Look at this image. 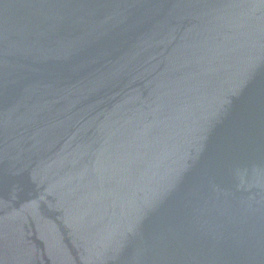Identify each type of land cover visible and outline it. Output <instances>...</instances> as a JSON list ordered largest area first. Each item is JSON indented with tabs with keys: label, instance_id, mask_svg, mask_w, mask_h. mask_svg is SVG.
I'll return each mask as SVG.
<instances>
[{
	"label": "water",
	"instance_id": "1",
	"mask_svg": "<svg viewBox=\"0 0 264 264\" xmlns=\"http://www.w3.org/2000/svg\"><path fill=\"white\" fill-rule=\"evenodd\" d=\"M0 264H264V0H0Z\"/></svg>",
	"mask_w": 264,
	"mask_h": 264
}]
</instances>
